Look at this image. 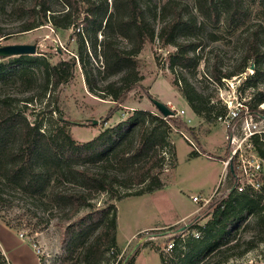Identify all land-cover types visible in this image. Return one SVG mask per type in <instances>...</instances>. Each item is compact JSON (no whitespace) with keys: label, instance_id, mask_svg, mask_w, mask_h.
I'll list each match as a JSON object with an SVG mask.
<instances>
[{"label":"trees","instance_id":"1","mask_svg":"<svg viewBox=\"0 0 264 264\" xmlns=\"http://www.w3.org/2000/svg\"><path fill=\"white\" fill-rule=\"evenodd\" d=\"M254 1L264 10V0ZM60 2L63 7L57 11L51 9L50 0H27L16 5V9L21 8L27 13L17 32L46 23L59 29L77 28L73 34L75 55L67 59L60 57L56 62L43 56L35 58L42 75V94L66 83L79 63L88 89L115 104L110 108V114L142 79L136 57L146 42L157 40L160 46L174 47L169 54L171 70L195 66L194 53L201 45L197 37L199 32L218 25L237 28L248 19L244 0H193L200 20H196V16L178 0H164L153 13L160 22L157 29L150 21L151 12L148 14L143 0H112V9L106 0ZM259 28L264 30L261 25ZM10 33L0 24V38ZM98 33L101 34L99 39ZM209 37L216 39L214 32ZM259 39L258 30L248 34L238 68L223 72L214 66L211 70L213 79L220 81L243 72L248 61H252L253 73L246 81L251 79L253 87H257V79L264 81V48ZM89 42L99 61L97 68L88 52ZM28 56L22 54L7 61L0 60V73L17 66L20 59ZM98 77L102 82L107 81L98 84ZM178 81L181 95L196 115L211 120L226 113L225 106L215 109L208 97L196 90L185 76L176 78L174 84ZM147 96L151 98L148 93ZM21 97L24 105L33 100L32 95ZM15 99L17 96L0 95V181L23 195L35 197L42 211L62 212L61 219H70L60 241L62 245L70 241L71 249L79 246V259L84 264H97L102 254L111 248L116 254V206L108 201L162 188L164 183L159 178V171L165 164L161 151L165 144L169 145L166 136L173 128L184 127L189 131L192 128L176 115L174 109L168 116L159 111L134 109L125 119L104 128L93 138L77 141L72 137L68 123L43 129L42 122L29 121L22 110L11 107ZM263 102L264 91L260 90L253 103L245 100L244 105L248 113L262 115L264 107L259 108V104ZM108 117L109 114L106 119ZM252 142L259 156L264 158V141L254 136ZM200 154L203 150L190 151L191 156ZM227 175L231 179L230 185L208 203L211 218L205 226H199L204 231V239L198 254L189 262L202 260L218 249L228 233L249 215L256 218L259 233L252 241L255 244L264 240V192L250 188L237 192L233 187L234 167L230 164ZM66 183H71V187ZM99 193L107 194L106 204L102 207L93 202ZM83 207H87L86 212L72 219ZM174 239L167 253L179 256L183 252L180 245L193 246V236L180 238L178 235ZM136 251L124 264H133ZM165 253L160 252L161 264L167 263ZM0 264H9L1 252Z\"/></svg>","mask_w":264,"mask_h":264},{"label":"rangeland","instance_id":"2","mask_svg":"<svg viewBox=\"0 0 264 264\" xmlns=\"http://www.w3.org/2000/svg\"><path fill=\"white\" fill-rule=\"evenodd\" d=\"M22 1L27 0H0V24L6 31L11 32L6 37L0 38V45L34 43L36 52L27 54L31 57H23L17 66L6 68L0 73V95L17 96V99L12 100L11 107L22 110L31 122H42L43 129L68 123L69 131L75 140H89L104 128L125 119L134 109L157 112L147 93L166 103L170 109L179 111L185 99L179 91L181 83L178 81L174 84V80L181 76H185L196 90L207 96L209 102L215 105V109L221 106L227 108L225 102L231 106H236L238 101L244 104L245 100L253 103L259 96L260 90L264 91V81L261 79L255 81L257 87H253L251 79L246 81L248 75L253 73L252 61H248L245 71L231 77H223L220 81H216L211 76L214 66L223 72H232L238 68L245 49L246 37L254 30L259 31V42L264 48V30L259 28V25L264 28V10L254 0H244L248 9V19L244 24L237 28L209 26L198 33L197 37L201 45L194 53L195 66L174 67V70H171L169 54L174 47L160 46L157 40L153 43L146 42L136 57L139 72L143 77L128 93L126 100L113 109L111 114L109 110L115 104L109 98H101L88 89L79 63H76L73 74L66 83L54 91L47 90L42 94V75L35 58L43 56L49 58L51 62H56L60 57L67 59L75 55L76 43L73 34L77 32V28L59 29L46 23L28 31L17 32L20 24L27 18V13L23 9H16V5ZM106 1L109 9H112V0ZM163 1L143 0L148 14L151 12L150 21L156 29L160 22L157 17H153V13ZM178 1L196 16V20H200L193 7V0ZM50 3L54 11L63 7L60 0H50ZM211 32L215 33L216 39L212 40L209 37ZM97 36L99 39L101 34L98 33ZM88 52L93 65L97 68L99 61L90 47V42ZM10 57L12 56L0 60L7 61ZM103 82L98 77V84ZM26 95H32L33 100L24 105L20 98ZM260 104L262 105H259V108L264 107V102ZM186 109L189 111L188 108ZM240 112L243 117V112ZM108 114L109 117L106 119ZM185 114L179 113L177 116L185 121ZM189 117L191 121L185 122L192 128L191 131L184 127L173 128L166 136L169 145L165 144L161 151L165 164L159 171V178L164 183L163 187L150 193L134 194L108 201L116 206L115 251L117 253L114 254L112 248L105 251L97 264H124L125 256L138 241L134 255V259L139 255L136 264H161L159 256L161 251L166 252V264H213L214 262L264 264V240L255 244L252 241L259 234L254 215H249L240 225L232 229L218 249L209 253L204 259L188 261L198 254L203 242L204 231L199 229V226H205L211 218V214L208 213V203L221 192H225L230 185L231 179L224 174L220 162L227 154L225 135L229 130L239 134L243 119L233 120L230 128L226 129L217 119L205 120L196 114ZM251 117L257 122L261 119V115L258 114H251ZM91 119H96L97 123L92 124ZM184 135L188 136L199 150H201L199 143L203 144L206 149H203V154L191 156L190 151L193 147ZM66 184L68 187L72 185ZM119 190L123 191L122 188ZM193 195L201 196L202 199L198 202L193 201L191 199ZM0 196L2 198L0 220L16 231V240H18L17 232L23 234L25 253L34 250L32 243H35L43 251V255L40 256L41 264H84L79 259V246L71 249L70 241L65 245L60 241L61 234L70 221L60 218L63 216L62 212L42 211L35 197L23 195L1 181ZM106 198V193H99L93 202L96 206L102 207L106 204ZM194 209L195 212L172 224ZM86 210L87 207L81 208L72 219L82 215ZM173 225L177 228L171 227ZM197 234L199 236L195 237ZM178 235L180 238L193 236L194 240L193 246L180 245L183 252L176 256L171 252L167 253L164 247L169 242H173L174 237ZM11 240L14 241V238ZM244 248L245 251H242Z\"/></svg>","mask_w":264,"mask_h":264},{"label":"built area","instance_id":"3","mask_svg":"<svg viewBox=\"0 0 264 264\" xmlns=\"http://www.w3.org/2000/svg\"><path fill=\"white\" fill-rule=\"evenodd\" d=\"M236 103V106H231V104L225 102L227 107L226 113L217 117V120L221 122L226 129L230 128L233 120L243 118L241 120V132L239 134H235L229 130V133L225 135L227 154L226 158L222 161L224 174H227L226 169H228L230 164L234 167L233 187L237 192L244 191L246 188L264 192V158L259 156L252 142L254 136H257L258 139L264 141V119L261 118L258 122L253 121L251 114L246 111V106L239 101ZM242 110L243 117L242 114H240V111ZM175 111H177L176 115L184 112L182 109ZM185 121L189 122L190 120L186 119ZM184 137L188 140L194 150H199L188 136L184 135ZM191 199L198 202L202 198L201 196L193 195ZM19 236L23 238L21 232H19ZM172 244V242H169L164 247V250L169 251L172 248ZM32 245L36 254L39 257L42 256L43 251L35 243H32Z\"/></svg>","mask_w":264,"mask_h":264},{"label":"crops","instance_id":"4","mask_svg":"<svg viewBox=\"0 0 264 264\" xmlns=\"http://www.w3.org/2000/svg\"><path fill=\"white\" fill-rule=\"evenodd\" d=\"M183 107V108H181ZM189 111H187V109ZM185 111L183 114H185L186 119H189L191 121L190 115H194L195 113L192 112L191 108L188 106L187 102L184 100V103L180 105L179 110ZM199 147L201 150H206L203 144L199 143ZM223 160H221L222 169H223ZM224 171V169H223ZM195 212V209L189 212L188 215L182 216L179 219H176L172 224L178 223L179 221L183 220L187 216H189L191 213ZM13 232V233H12ZM16 231L8 226H6L1 220H0V251L5 256L9 264H41L39 256L36 254L35 250H30L29 252L25 253L23 248L26 247L23 243V238L19 236V232H17V238L15 236ZM11 238H14V241L11 240ZM139 255L134 259V264L138 262Z\"/></svg>","mask_w":264,"mask_h":264},{"label":"water","instance_id":"5","mask_svg":"<svg viewBox=\"0 0 264 264\" xmlns=\"http://www.w3.org/2000/svg\"><path fill=\"white\" fill-rule=\"evenodd\" d=\"M35 52H36V44L34 43H12V44L0 45V58L22 55V54H34ZM150 101L162 115L164 116L172 115V109H170L166 103L154 97H151ZM261 118L264 119V114L261 115ZM91 123L96 124L97 120L91 119ZM181 228H183V226ZM138 244L139 241L132 246L128 254L125 256L124 262L134 253Z\"/></svg>","mask_w":264,"mask_h":264}]
</instances>
